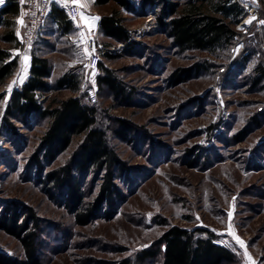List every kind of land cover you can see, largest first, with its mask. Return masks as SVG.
<instances>
[{
    "label": "rangeland",
    "instance_id": "374dc122",
    "mask_svg": "<svg viewBox=\"0 0 264 264\" xmlns=\"http://www.w3.org/2000/svg\"><path fill=\"white\" fill-rule=\"evenodd\" d=\"M244 2L248 14L227 59L180 53L155 16L126 17L138 45L129 53L116 44L118 57L104 63L134 93L123 102L105 89L97 106L101 125L115 128L124 119L136 126L130 141L108 131L132 170L118 181L126 196L118 213L89 226H77L56 188L39 178L33 157L47 124L13 120L19 136L11 134L3 116L15 80L0 85V93H8L0 105V216L13 204L34 209L41 221L43 264L134 259L159 240L166 225L208 229L234 252L237 264H264V79L254 83L256 70L264 67V0ZM203 60L208 67L173 82L180 68ZM78 142L46 165L44 175L70 162ZM100 182L94 172L88 174L87 201L96 197ZM0 251L24 256L19 240L1 229Z\"/></svg>",
    "mask_w": 264,
    "mask_h": 264
},
{
    "label": "trees",
    "instance_id": "16d2710c",
    "mask_svg": "<svg viewBox=\"0 0 264 264\" xmlns=\"http://www.w3.org/2000/svg\"><path fill=\"white\" fill-rule=\"evenodd\" d=\"M97 0L98 6L112 2L134 13L155 14L158 28L170 38L180 53L201 52L216 59H227L236 44L237 27L247 16L244 0ZM148 10V11H147ZM20 14L17 0H9L0 10V34L2 42L10 48L0 47V85H7L14 77L20 58L12 50L19 49L16 37V17ZM121 11L114 9L102 18L103 33L124 45V52L131 53L138 45L127 26ZM114 61L117 54L106 53ZM208 60L190 68H180L173 74V82H184L193 73L208 67ZM103 75L96 81L99 98L107 89L123 102L129 100L134 91L117 70L105 63L99 65ZM53 67L49 59L35 55L31 77L22 86L10 92L3 121L7 130L19 136L13 120L29 124L32 120L44 121L46 130L41 138L39 150L34 155L39 178L47 186H53L60 200L74 214L77 226L86 227L100 216L112 217L119 204L126 200L118 181L126 176L131 167L122 159L109 139L112 130L115 138L130 141L136 126L124 119L116 120L115 128L100 124L101 111L98 103L92 104L81 92L82 81L76 73L65 74L56 84L46 79L52 76ZM254 83L264 79V67L256 70ZM70 89L75 95L66 99L58 92ZM57 92V93H56ZM55 94V95H54ZM7 92L0 93V105ZM77 150L73 159L60 167L46 172V165L55 163L75 143ZM99 176L100 185L95 198L87 201L85 182L88 174ZM44 175V178H43ZM167 230L152 247L140 251L136 257L124 258L115 264H237L234 252L219 244L217 236L208 229H187L178 225H166ZM0 229L21 243L23 257H12L0 251V264H43L40 255L41 221L34 209L18 204L5 207L0 216Z\"/></svg>",
    "mask_w": 264,
    "mask_h": 264
},
{
    "label": "crops",
    "instance_id": "0c3cea01",
    "mask_svg": "<svg viewBox=\"0 0 264 264\" xmlns=\"http://www.w3.org/2000/svg\"><path fill=\"white\" fill-rule=\"evenodd\" d=\"M17 1L20 4V14L15 19V32L19 41L25 23L26 9L25 0ZM135 1L138 6L139 1ZM8 2L9 0H3V3H0V10ZM96 2L97 0H79L78 3H74L73 0H52L51 14L39 38L24 53L21 52L20 48L12 50L14 55L20 58L19 68L14 77L10 79L15 80L14 88H22L31 77V69L35 55L50 60L53 71L52 76L46 79L49 83L54 82L55 85L65 74L76 73L82 83L88 82L92 85L99 86L96 81L103 73L100 68L97 70H91L89 68L88 62L90 55L92 53H99L104 63L106 53L116 54L114 52L116 51V47H114L116 44L122 45L124 48L123 44L110 39V37L103 33L101 28L102 18L109 15L114 9L121 11L122 16L125 18L131 14L137 15L141 13L136 14L127 11L114 2L105 6H98ZM70 3L76 4L79 8L80 14L77 19H72L70 16L68 9ZM108 8L111 9L109 10ZM141 15L155 16L151 11ZM95 17H99V19H92ZM4 30L5 28H1L0 34ZM0 47L10 48L11 45L2 42ZM110 69L113 68L110 67ZM80 91L82 92V90ZM58 95L60 98L66 99L75 94L70 89L65 88L58 92Z\"/></svg>",
    "mask_w": 264,
    "mask_h": 264
},
{
    "label": "built area",
    "instance_id": "2783aa9c",
    "mask_svg": "<svg viewBox=\"0 0 264 264\" xmlns=\"http://www.w3.org/2000/svg\"><path fill=\"white\" fill-rule=\"evenodd\" d=\"M51 6L52 0H25V23L19 39L21 52L27 51L39 38L46 22H48ZM68 9L72 19L79 17L80 11L76 4L70 3ZM102 61L103 58L99 53H92L89 57V68L97 70ZM81 90L87 95L86 97L90 103L96 104L99 102V86L83 82Z\"/></svg>",
    "mask_w": 264,
    "mask_h": 264
},
{
    "label": "snow or ice",
    "instance_id": "6c2138e0",
    "mask_svg": "<svg viewBox=\"0 0 264 264\" xmlns=\"http://www.w3.org/2000/svg\"><path fill=\"white\" fill-rule=\"evenodd\" d=\"M73 2L74 3H78L79 0H73ZM0 3H3V0H0ZM92 19H99V17H95V18H92ZM229 215H231V213H229ZM237 239H239V238H237ZM241 243H243V242L241 241Z\"/></svg>",
    "mask_w": 264,
    "mask_h": 264
},
{
    "label": "water",
    "instance_id": "95a60500",
    "mask_svg": "<svg viewBox=\"0 0 264 264\" xmlns=\"http://www.w3.org/2000/svg\"><path fill=\"white\" fill-rule=\"evenodd\" d=\"M244 24H242V26H243Z\"/></svg>",
    "mask_w": 264,
    "mask_h": 264
}]
</instances>
